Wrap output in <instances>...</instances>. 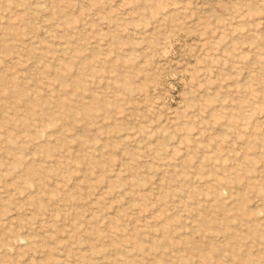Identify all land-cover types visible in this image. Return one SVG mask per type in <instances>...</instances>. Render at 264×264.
I'll return each instance as SVG.
<instances>
[{
  "label": "rangeland",
  "instance_id": "rangeland-1",
  "mask_svg": "<svg viewBox=\"0 0 264 264\" xmlns=\"http://www.w3.org/2000/svg\"><path fill=\"white\" fill-rule=\"evenodd\" d=\"M0 264H264V0H0Z\"/></svg>",
  "mask_w": 264,
  "mask_h": 264
}]
</instances>
